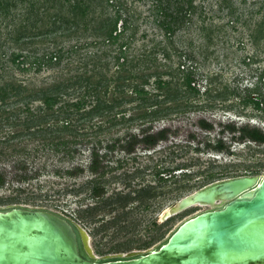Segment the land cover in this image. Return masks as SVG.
Segmentation results:
<instances>
[{
	"label": "rangeland",
	"instance_id": "374dc122",
	"mask_svg": "<svg viewBox=\"0 0 264 264\" xmlns=\"http://www.w3.org/2000/svg\"><path fill=\"white\" fill-rule=\"evenodd\" d=\"M13 1L15 6L11 5L9 11L15 17L5 15L0 7V86L14 80L39 89L81 72L85 63L90 68L98 61L108 78L120 71L115 59L120 55V44H93L99 39L79 32L70 40L62 36L37 37L29 41L31 44H26V38L16 43L23 5L37 0H25L22 5L20 0ZM123 1L135 32L122 51L128 58L144 54L149 56L147 61L151 59L148 69L141 65L134 71L170 72L179 62L175 53L185 51L191 56L185 58L186 66L194 68L199 90L188 101L202 108L171 113L154 122H128L127 117L139 112L133 109L136 102H125L115 111L118 118L123 113L125 119L114 126L107 123L108 117L82 122L73 118L72 127L77 131L60 133L55 141L67 145L56 150L47 146L40 135H21L25 127L16 125L25 116L21 103H13L15 99L10 98L3 106L0 101V174L5 177L0 187V207L46 208L70 217L87 231L98 257L145 251L158 244L181 221L207 207L193 206L167 219L164 211L207 184L234 176L264 175V144L238 138L239 129L246 125L264 132V112L241 104L246 89L258 87L264 94V33L258 34L264 22V0H227L228 6L222 0H194L196 13L192 21L172 43L165 41L152 22L151 0ZM37 25L32 31L45 27ZM159 41L171 60L163 57L162 48L156 45ZM60 49L65 53L58 64L23 70L9 61L12 52L41 56ZM112 80L108 93L114 87ZM152 82L151 78L145 88L156 92ZM124 90L129 94L130 89ZM65 98L77 100L74 95ZM39 104L31 106L35 109ZM201 121L211 129L201 128ZM64 122L60 118L57 126L60 128ZM227 124L235 131L226 129ZM160 131L167 137L153 147L134 143L133 137L141 139L143 132ZM219 139L223 143L220 151L213 149ZM94 151L101 155L105 166L100 179L99 173L90 171ZM66 170L72 174H66ZM24 176L29 180L20 181ZM95 180L104 189L101 197L94 196Z\"/></svg>",
	"mask_w": 264,
	"mask_h": 264
},
{
	"label": "trees",
	"instance_id": "16d2710c",
	"mask_svg": "<svg viewBox=\"0 0 264 264\" xmlns=\"http://www.w3.org/2000/svg\"><path fill=\"white\" fill-rule=\"evenodd\" d=\"M20 1L21 5L22 3L26 4L25 0ZM151 2L152 22L163 34L165 41L169 43H172L173 38L179 31L187 27V24L192 21V17L196 13L194 0H151ZM222 2L228 6L227 0H222ZM11 5L15 6L13 0H0V7L5 11V15L15 17L9 11ZM23 7L24 9L19 15L21 31L15 39L16 43L19 44L22 39L26 38L28 39L26 44H31L29 41L37 37L51 39L62 36L70 40L73 36L78 37L76 33L79 32L99 39L94 41L93 44L99 42L109 45L120 44V55L115 57L120 71H117L115 76H113L114 78H108L107 74L100 70L101 65H99L100 62L98 61L97 64L93 63L90 68H87L88 63H85L81 68V72L39 89H30L14 80L4 83L0 86V101L2 105L4 106L5 102L10 98H14L13 103H21L24 107L25 116L20 119L21 121L18 120L20 122L16 123L17 126L25 127V130L20 132L21 135L23 134L22 136L40 135L47 146L59 150L62 145L64 148L67 145L64 142L55 141L60 139V133L77 131L76 127H72L73 118L77 122H82L96 117H108L107 123H112L111 125L114 126L125 119L123 113L118 118L119 114L115 112L116 109L119 111L118 107L125 102H136L133 109L139 112L138 115L127 117L125 120L128 122H133L134 120L154 122L169 116L171 113L202 108V106L191 105L188 101V98L192 95H197L199 90L196 88L194 68L186 66L185 58L191 56L185 51L182 50L183 52L175 53L179 62L175 69H170V72L157 69L147 72L134 71V68L141 65L148 69V63L151 59L147 61L149 56L144 54L139 57L128 58L122 51V49H126L128 40L132 39L135 32L132 29V16L126 15L128 10L123 0H37L30 1L27 6L23 5ZM48 10L52 11L48 12ZM39 23L45 24V27L32 31V28H37ZM129 31L130 34L127 35L126 33ZM261 33H264L263 21L258 28V34ZM156 45L162 48L163 57L171 60L169 52L162 47L161 42L159 41ZM64 53L65 51L61 49L57 53H42L41 56L34 53L23 55L12 52L9 61L17 68L20 67L23 70H26L27 67L40 68L43 65L60 63ZM152 53L155 54V52ZM32 55L33 59H30ZM165 76L168 79H165ZM151 78L153 79L152 86L157 90L156 92H151L145 88V86L150 85ZM111 80L114 82V87L112 92L108 93V86ZM124 89H130L129 94ZM246 92L247 94L244 95L241 104L245 106L253 105L257 111L264 112V94L259 91L258 87L246 89ZM69 95L76 96L77 100H66L65 97ZM35 102L40 104L33 109L31 105ZM165 103H169V106H164ZM120 112H123L122 109ZM60 118L64 119L66 124L64 122L59 128L57 122ZM200 126L203 129H211V126L203 121H201ZM249 128L248 125L240 128L238 138L242 141L247 139L251 142L264 144V132L256 127ZM226 129L230 130V132L235 131V127L231 124H227ZM20 133L13 136L12 139H16ZM143 134L144 136L141 139L133 137L135 144L142 142L147 146L153 147L167 137L164 131L156 134L143 132ZM130 148L133 149L132 146ZM213 149L218 151L223 149V143H221L220 139L217 142V146ZM92 157L90 171L100 174L105 167L101 162V155L94 151L92 152ZM66 174L71 175L72 173L70 170H66ZM103 175L104 173L100 174L98 179ZM26 180H29V177L24 176L22 180L20 179V181ZM94 182L96 183L93 190L94 196H103L104 189L97 186V180ZM4 184L5 177L1 173L0 187Z\"/></svg>",
	"mask_w": 264,
	"mask_h": 264
},
{
	"label": "water",
	"instance_id": "95a60500",
	"mask_svg": "<svg viewBox=\"0 0 264 264\" xmlns=\"http://www.w3.org/2000/svg\"><path fill=\"white\" fill-rule=\"evenodd\" d=\"M201 205L145 251L96 256L76 221L46 208L0 207V264H264V175L217 180L164 219Z\"/></svg>",
	"mask_w": 264,
	"mask_h": 264
},
{
	"label": "bare ground",
	"instance_id": "6f19581e",
	"mask_svg": "<svg viewBox=\"0 0 264 264\" xmlns=\"http://www.w3.org/2000/svg\"><path fill=\"white\" fill-rule=\"evenodd\" d=\"M196 206H201V205H196ZM168 215H170V214H169V209H166V210L164 211L163 216H164V217H167ZM89 244H90V243H89Z\"/></svg>",
	"mask_w": 264,
	"mask_h": 264
}]
</instances>
